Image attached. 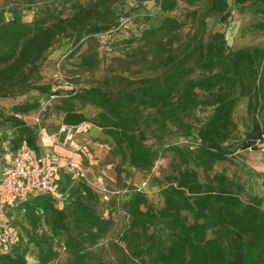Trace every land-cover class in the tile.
I'll use <instances>...</instances> for the list:
<instances>
[{
	"label": "trees",
	"instance_id": "obj_1",
	"mask_svg": "<svg viewBox=\"0 0 264 264\" xmlns=\"http://www.w3.org/2000/svg\"><path fill=\"white\" fill-rule=\"evenodd\" d=\"M121 1L41 0L36 5L27 0L30 20L23 18L22 9L0 7V98L32 89L48 94L50 84L31 79L37 63L62 36L72 38L75 51L84 39L95 40L96 35L118 29L115 6ZM138 1L154 3L162 14L142 29L137 46L152 56L148 68L159 73L138 79L116 75L118 89L109 88L105 78L103 84L70 90L56 105L64 124L90 123L110 139L119 156L118 169L128 168L126 177L130 170L147 174L157 160L171 155L160 189L162 205L155 208L137 189L124 202L128 220L120 239L126 253L120 263L264 264V195L248 194L234 177L214 170L217 163L231 160L226 142L235 138L233 111L239 99H247L249 119L237 139L239 147L255 150L264 142V46L230 50L220 31L203 40L204 18L216 13L219 22L226 23L229 1L254 5L260 19L253 27L264 30V0ZM179 2L187 8L182 19L172 14ZM187 21L193 28L179 43ZM98 62L95 49L79 56V64L87 69ZM76 104L96 112L88 116ZM39 106L35 99L13 104L7 113L0 111L1 120L14 128L10 140L14 149L22 139L37 149L35 131L20 115ZM196 109L209 112L192 124L189 116ZM173 136L186 142H168ZM70 194L66 209L57 208L49 196L25 202L27 223L37 230L43 221L57 235L70 219L77 233L64 242L70 256L67 264H90L88 245L107 233L111 218L87 205L91 191L80 180ZM53 257L51 246L39 248V264ZM0 264L27 262L18 251L0 255Z\"/></svg>",
	"mask_w": 264,
	"mask_h": 264
},
{
	"label": "rangeland",
	"instance_id": "obj_2",
	"mask_svg": "<svg viewBox=\"0 0 264 264\" xmlns=\"http://www.w3.org/2000/svg\"><path fill=\"white\" fill-rule=\"evenodd\" d=\"M33 1L36 5L41 4V0ZM27 5V0H0V7L22 9L23 18L30 20L31 11L25 10ZM115 11L119 21L118 29L96 35L95 40L84 39L75 51L72 38L62 36L45 53L37 63L36 72L31 79L38 84H50L48 94H39L32 89L14 97L0 98V111L4 113H7L13 104L35 99L39 101L40 106L36 110L20 115L26 124L33 127L37 148L44 154L57 155L59 161L64 164L68 161L76 163L83 174L79 180L91 191V196L86 201L87 205L98 215L111 218L107 233L95 243L88 245L90 264L97 261L121 264L126 251L120 238L128 220L124 202L137 189L145 192L149 202L155 208H159L162 205L160 189L164 186L163 174L171 158V155L166 153L156 161L151 172L143 174L130 170L131 176L126 177L124 170L128 168L118 169L119 156L113 152L110 139L98 128L90 123L69 125L71 137H68L67 130H61L64 124L63 114L56 105L70 90L103 84L105 78L109 82V88L118 89L121 88V84L114 79L116 75L138 79L159 73V70L152 71L148 68L152 56L137 47L142 29L149 24H155L161 18L162 14L158 7L149 1L123 0L115 6ZM186 11L184 4L179 2L172 14L182 19ZM227 12V21L224 24L219 22L220 16L216 13H210L204 18V41L210 33L220 31L224 34L225 45L230 50L264 46V30L253 27L260 19L254 5L250 3L237 5L229 1ZM192 28V23L187 21L181 31L179 43L186 40V34ZM92 49L97 51L99 62L97 66L87 69L79 64V56L89 53ZM236 94L235 89L234 95ZM76 108L88 116L96 112L95 108L88 105L80 107L76 104ZM246 108L247 99H239L233 111V119L237 126L235 138L226 142L231 151V160L217 163L214 170L223 171L228 177H234V180L244 185L246 193L264 195L262 185L264 148H260L258 144L255 150L241 149L237 141L242 138L245 125L249 124ZM208 112L209 110L196 109L190 114L189 121L194 124L195 119H202ZM13 132L14 128L0 118V158L4 164L14 151L10 141ZM147 142H152V139L149 138ZM168 142L181 145L186 140L173 136ZM61 174L65 177L63 191L69 185L70 188L63 198L54 199V205L66 209L71 201L70 193L75 183L70 182L65 168L61 169ZM242 198L244 199L245 195H242ZM65 226L59 234L52 235L44 224L33 230L22 222L19 226L22 236L18 243V251L24 253L27 264H39L38 250L48 245L53 249L54 257L47 264H67L70 256L64 248V242L68 236H74L77 229L73 227L70 219L65 220ZM145 264H150V261L146 260Z\"/></svg>",
	"mask_w": 264,
	"mask_h": 264
},
{
	"label": "built area",
	"instance_id": "obj_3",
	"mask_svg": "<svg viewBox=\"0 0 264 264\" xmlns=\"http://www.w3.org/2000/svg\"><path fill=\"white\" fill-rule=\"evenodd\" d=\"M69 125L63 124L61 130L71 137ZM12 138V137H11ZM43 140V139H42ZM264 148V142L259 144ZM65 168L70 182L75 183L83 175L74 162L60 164L55 154H44L22 139L14 149L6 166L0 173V255H8L20 241V232L9 209L18 207L34 194L61 199L65 196L58 170ZM21 212L25 208L21 207Z\"/></svg>",
	"mask_w": 264,
	"mask_h": 264
},
{
	"label": "crops",
	"instance_id": "obj_4",
	"mask_svg": "<svg viewBox=\"0 0 264 264\" xmlns=\"http://www.w3.org/2000/svg\"><path fill=\"white\" fill-rule=\"evenodd\" d=\"M2 161V158H0V162ZM8 162V161H7ZM60 164H64V162H61L59 161ZM7 163L4 164V162L2 161V163L0 164V173L2 171V169L6 166ZM58 179L60 180V183L61 185L63 184V181H65V177L62 176L61 174V169L58 170ZM47 196L45 195H41V194H34L32 196H30L25 202H32V201H40L41 199L45 198ZM21 203L18 207H15V208H12V209H9V212L10 214H12L13 216V219H14V222L16 224V226L18 227L19 229V232H20V237L22 236L21 235V231H20V224H22V222H25V224H28L27 223V219H26V215H25V212L22 213L21 212V207H24V203ZM37 213H41V210H38ZM43 224V223H42ZM18 252V249L17 247L15 246L14 249L12 250V252L9 254V256H12L14 253H17Z\"/></svg>",
	"mask_w": 264,
	"mask_h": 264
}]
</instances>
